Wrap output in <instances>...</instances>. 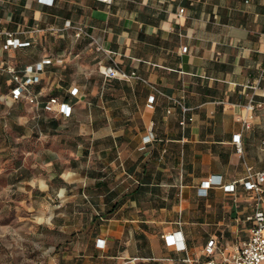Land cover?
Listing matches in <instances>:
<instances>
[{
	"label": "crops",
	"instance_id": "crops-1",
	"mask_svg": "<svg viewBox=\"0 0 264 264\" xmlns=\"http://www.w3.org/2000/svg\"><path fill=\"white\" fill-rule=\"evenodd\" d=\"M68 23L104 53L61 31ZM0 33V63L50 58L37 90L72 108L65 118L12 104L36 112L56 132L52 149L73 159L59 196L73 209L60 212L65 233L90 230L91 251L113 264H187L210 238L231 248L249 237L250 193L240 184L234 193L198 191L214 175L228 186L248 167L264 171V0H0ZM5 33L30 45L4 50ZM113 64L137 78H105L100 69ZM174 233L177 247L162 239Z\"/></svg>",
	"mask_w": 264,
	"mask_h": 264
},
{
	"label": "rangeland",
	"instance_id": "rangeland-1",
	"mask_svg": "<svg viewBox=\"0 0 264 264\" xmlns=\"http://www.w3.org/2000/svg\"><path fill=\"white\" fill-rule=\"evenodd\" d=\"M75 78L71 69L67 79ZM5 93L0 78V264H113L91 251L90 230L69 234L62 229L60 212L73 209L59 196L73 159L52 149L56 132L46 129L36 112L8 106Z\"/></svg>",
	"mask_w": 264,
	"mask_h": 264
},
{
	"label": "built area",
	"instance_id": "built-area-1",
	"mask_svg": "<svg viewBox=\"0 0 264 264\" xmlns=\"http://www.w3.org/2000/svg\"><path fill=\"white\" fill-rule=\"evenodd\" d=\"M102 3L110 5L112 0H98ZM42 5L52 6L54 0H38ZM183 10H180V14ZM70 29L73 32L75 39L86 38L96 45L97 51L103 52V48L98 44L97 40L90 36L87 31L81 27H73L69 23L61 30ZM53 31V29H50ZM60 32V31H57ZM0 33V42H1ZM6 40L2 45L4 50L17 49L28 47L30 43L20 42L14 37L12 33H5ZM186 53L187 47L182 49ZM106 54V53H105ZM62 64V61H57ZM52 64L50 58H44L32 64H28L21 69L8 65L4 62L0 63V72L9 75L12 87L10 91L3 96L4 100L10 105L13 103L24 102L30 106L42 107L45 111L56 110L59 115L68 118L72 114L71 105L66 101H60L57 97H46L42 90H36L40 86L44 75L46 74V67ZM101 74L105 78H117L121 80H128L130 78H137L134 74L128 75L123 72L117 64L106 66L100 69ZM261 77H264V65L261 67ZM77 94V89L69 90L68 95L74 97ZM172 100V99H171ZM176 105L181 106L178 101L172 100ZM183 113L188 111L187 108L181 106ZM245 110L253 113L255 105L253 100H250ZM251 118V117H250ZM192 119H189L191 121ZM185 119L182 120L181 125H185ZM244 130L250 128L247 120H242ZM236 153L243 155V148L241 143V135L237 134L234 140ZM253 197V212L246 217V222L251 224L249 237L231 248L223 243H220L216 238H210L197 259L186 257L183 262L187 264H264V171L255 172L252 168L246 169L245 176L239 181L233 182L228 186L222 184L220 176H211L204 181L199 188V196H207L208 190L211 187H222L228 193H234L237 185ZM162 239L168 246L177 247L182 243V236L180 233L163 235ZM179 250H184V247H179Z\"/></svg>",
	"mask_w": 264,
	"mask_h": 264
},
{
	"label": "trees",
	"instance_id": "trees-1",
	"mask_svg": "<svg viewBox=\"0 0 264 264\" xmlns=\"http://www.w3.org/2000/svg\"><path fill=\"white\" fill-rule=\"evenodd\" d=\"M30 45V44H29ZM18 69H21V68H18ZM1 74H5V73H2V72H0ZM5 75H7V74H5ZM2 77V76H1ZM10 77H9V75H7V78L6 79H3L2 80V85H5V87H6V89H5V91H6V93L5 94H7L9 91H10V89H11V87H12V83H10ZM37 90V89H36ZM22 103V102H21Z\"/></svg>",
	"mask_w": 264,
	"mask_h": 264
}]
</instances>
